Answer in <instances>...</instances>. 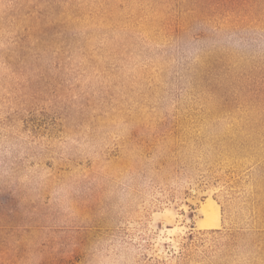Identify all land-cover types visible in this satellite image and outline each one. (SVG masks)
<instances>
[{"label": "rangeland", "instance_id": "rangeland-1", "mask_svg": "<svg viewBox=\"0 0 264 264\" xmlns=\"http://www.w3.org/2000/svg\"><path fill=\"white\" fill-rule=\"evenodd\" d=\"M0 264H264V0H0Z\"/></svg>", "mask_w": 264, "mask_h": 264}, {"label": "bare ground", "instance_id": "bare-ground-1", "mask_svg": "<svg viewBox=\"0 0 264 264\" xmlns=\"http://www.w3.org/2000/svg\"><path fill=\"white\" fill-rule=\"evenodd\" d=\"M204 212L205 214L208 216V217H216L217 215V211L211 206V204L207 205L205 204L204 206ZM218 216V215H217ZM218 218V217H217ZM205 227H213V226H216V224H209V223H204L203 224Z\"/></svg>", "mask_w": 264, "mask_h": 264}]
</instances>
